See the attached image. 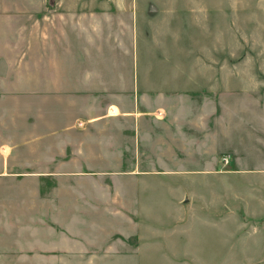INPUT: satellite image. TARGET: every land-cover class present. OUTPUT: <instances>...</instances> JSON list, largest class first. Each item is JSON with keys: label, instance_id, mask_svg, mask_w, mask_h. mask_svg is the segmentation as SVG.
Masks as SVG:
<instances>
[{"label": "rangeland", "instance_id": "obj_1", "mask_svg": "<svg viewBox=\"0 0 264 264\" xmlns=\"http://www.w3.org/2000/svg\"><path fill=\"white\" fill-rule=\"evenodd\" d=\"M0 264H264V0H0Z\"/></svg>", "mask_w": 264, "mask_h": 264}, {"label": "bare ground", "instance_id": "obj_2", "mask_svg": "<svg viewBox=\"0 0 264 264\" xmlns=\"http://www.w3.org/2000/svg\"><path fill=\"white\" fill-rule=\"evenodd\" d=\"M111 111H112V112H115L116 110H115V109H112Z\"/></svg>", "mask_w": 264, "mask_h": 264}, {"label": "crops", "instance_id": "obj_3", "mask_svg": "<svg viewBox=\"0 0 264 264\" xmlns=\"http://www.w3.org/2000/svg\"><path fill=\"white\" fill-rule=\"evenodd\" d=\"M112 112V111H111Z\"/></svg>", "mask_w": 264, "mask_h": 264}]
</instances>
